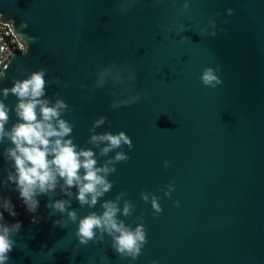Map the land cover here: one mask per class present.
<instances>
[{
	"label": "water",
	"instance_id": "obj_1",
	"mask_svg": "<svg viewBox=\"0 0 264 264\" xmlns=\"http://www.w3.org/2000/svg\"><path fill=\"white\" fill-rule=\"evenodd\" d=\"M0 20L24 44L3 65L0 89L43 69L41 99L67 105L65 139L92 150L96 167L116 169L95 206L58 180L31 213L7 180L14 145L0 141V224L21 223L7 264H264V0H0ZM208 68L222 83L201 82ZM0 100L10 131L18 101ZM120 132L131 149L122 142L102 155L107 142H89ZM118 152L130 159L109 164ZM8 198L16 216L4 211ZM57 200L69 202L64 212L51 206ZM107 201L118 222L145 230L135 260L116 251L118 233L94 229L80 243L79 221L102 215Z\"/></svg>",
	"mask_w": 264,
	"mask_h": 264
},
{
	"label": "clouds",
	"instance_id": "obj_2",
	"mask_svg": "<svg viewBox=\"0 0 264 264\" xmlns=\"http://www.w3.org/2000/svg\"><path fill=\"white\" fill-rule=\"evenodd\" d=\"M228 12L229 15L232 14L231 9ZM3 78L4 73L0 74V79ZM200 79L204 85L212 87L222 83L211 68L205 69ZM0 93L4 99H7L11 94L18 101L15 106L18 122L12 126L10 131H6L5 125L9 120L10 109L3 100H0V141L7 137L14 145L6 150V158L11 160L15 166V174L10 172L7 180L16 185L19 198L24 203L26 210L35 213L39 207V200L36 197L54 191L58 180H63L62 191L66 195H71L67 189L75 187L78 189L77 200L81 205L95 206L97 198L111 189L112 184L106 179V176L109 172H115L116 169L110 168L108 164L96 167L97 161L92 150L80 149L77 151V146L72 140L65 139L72 132V127L68 122L60 118L61 111L67 105L63 100H57L54 105L49 106L48 100L41 99L45 95L44 70L31 73L27 79L13 80L12 86L0 89ZM138 98H134L133 101L115 102L112 106L117 107L120 103L134 102ZM104 120L105 117H101L95 122L94 127L101 125ZM89 142L92 144L107 142V146L101 149L102 155H107L113 149L121 147L122 142L127 144L129 149L133 147L131 139L124 132L116 135L111 133L92 135ZM128 159L130 157L118 152L114 160L108 163ZM81 169H83V175H81ZM142 198L147 200L146 195ZM68 203L57 200L51 206L57 211L64 212L65 205ZM102 207L104 208L102 215L98 216L93 213L79 221L77 234L80 243L87 244L88 241L93 240L94 229H101L109 235L118 233L119 235L113 237L116 251L122 255L131 256L133 260L137 259L141 255V248L146 243L143 226L138 225L132 231L122 221L118 222L116 216L120 209L112 201L105 202ZM152 207L157 212L161 211L155 198H153ZM3 208L9 215H17L10 198L4 200ZM129 214L130 205L125 202L123 215ZM68 216L72 220L76 219L74 211L69 212ZM3 219V212L0 211V221ZM20 228L19 221L11 227L0 224V264H7L8 253L13 250L14 245L11 233L18 232ZM153 264L156 262L154 261Z\"/></svg>",
	"mask_w": 264,
	"mask_h": 264
},
{
	"label": "built area",
	"instance_id": "obj_3",
	"mask_svg": "<svg viewBox=\"0 0 264 264\" xmlns=\"http://www.w3.org/2000/svg\"><path fill=\"white\" fill-rule=\"evenodd\" d=\"M24 49V44L8 22L0 20V71L15 51Z\"/></svg>",
	"mask_w": 264,
	"mask_h": 264
}]
</instances>
